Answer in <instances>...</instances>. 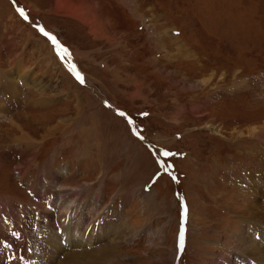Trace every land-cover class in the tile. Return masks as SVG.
<instances>
[{
    "label": "rangeland",
    "instance_id": "obj_1",
    "mask_svg": "<svg viewBox=\"0 0 264 264\" xmlns=\"http://www.w3.org/2000/svg\"><path fill=\"white\" fill-rule=\"evenodd\" d=\"M150 146L181 182L146 191ZM263 185L264 0H0V216L18 231L0 227L4 244L31 252L17 245L47 229L46 194L89 189L120 233L79 249L65 221L61 257L112 242L96 264H258Z\"/></svg>",
    "mask_w": 264,
    "mask_h": 264
},
{
    "label": "bare ground",
    "instance_id": "obj_2",
    "mask_svg": "<svg viewBox=\"0 0 264 264\" xmlns=\"http://www.w3.org/2000/svg\"><path fill=\"white\" fill-rule=\"evenodd\" d=\"M82 21L86 24H89L86 20H82ZM93 27L96 28L97 25L94 26L93 24L92 28ZM99 27H101V25ZM20 79L23 82H26L25 81L26 77H24L23 75L20 77ZM50 131L51 130L49 129L47 133H51ZM21 166L25 170L24 165H21ZM57 177L61 178V176L59 175H57ZM56 181H59V179H56L55 182L53 183H58ZM52 186H53L52 188L55 187L53 184ZM88 191L90 190L89 189L86 191H82L80 189L75 190V191L64 190L62 195H60L59 197L60 202L56 201L55 199H52L51 196L54 195V193L49 192L48 195H46V197L43 198L44 202H47V204H50L51 206L50 210H51L52 220L48 223L47 229L44 232H42L36 239H34V241L30 242L28 241V239L23 238L24 241L23 240L20 241L17 245V247L21 248V250H23L25 246H26L25 248H27V246H32L34 250H31V252H29V250L28 251L23 250L20 253L18 249H14L13 246H7L8 243L4 244L3 243L4 240L2 241L0 239V264H25L28 262L30 264H48V263L49 264H96V263L108 260L112 256V251H113L112 242H110L111 244L109 243L108 245L102 246V249L99 250L96 256L93 255L94 252L92 251L94 247L89 248L91 247L90 246L91 244L89 245V247H87V250L82 251V252H79L81 250H78L75 253L67 252V254L69 253V255H64V257L63 256L61 257L58 254L61 251V249H66L63 246L62 241L65 239H69L71 235L70 230H66L65 228L67 225L64 227L63 230H61L59 235H55V230L58 228L57 225L60 226L65 221L69 220L71 227L74 228L76 226L78 230L80 229L82 230L81 237L78 236L80 237L79 240L82 241V242L79 241L77 243V247L80 246L79 249H81V244H83L84 239H86V236H91L90 238L93 241H98L103 236V234H101L100 236H98V234L103 231H104V237L107 236L109 233H115V235L120 233V226L118 228L110 227L111 221H108L107 223H105L102 218L100 220L101 222H97L98 220L97 218L100 215L97 213L98 211L97 208L100 203V201L98 200L99 196L97 195L96 197H94L95 199H93L92 196L90 197V195L85 193ZM258 194H261V193L259 192ZM258 199H260V201L257 203L256 201ZM253 200H254V203H251V205L252 206L253 204L256 205L255 210L258 211V214L255 217L254 215H252V217H254L253 219L254 222L256 220L255 229H258V230H254L253 228L251 229V232L257 234V239H255L253 243L248 240L247 243L249 247L247 246L248 249L246 250L248 251L247 254L250 257L259 256L258 259L256 258V260L258 261V264L259 263L261 264V262L264 261V201H263L264 195H263V198L254 196ZM2 203L0 204L3 205ZM252 206H250L249 208L253 209ZM2 210H3L2 212L4 211L6 212H5V215L3 214L4 215L3 218L0 216V223H2L0 227L3 229V230L1 229V231H3V233L1 234L6 233L4 229L5 227H7L6 224L8 225V227H10V229H14L16 231L15 219L11 217L13 213L6 206H3ZM70 225L68 226L70 227ZM260 232L262 233L261 235H260ZM16 233H18V231H16ZM61 235L63 236V238L61 237ZM115 241L118 242L116 238H115ZM28 254L30 256L32 254V256L27 257ZM242 255L245 256L246 253L243 252ZM248 261L244 264H254V262L251 261V259L249 262Z\"/></svg>",
    "mask_w": 264,
    "mask_h": 264
},
{
    "label": "snow or ice",
    "instance_id": "obj_3",
    "mask_svg": "<svg viewBox=\"0 0 264 264\" xmlns=\"http://www.w3.org/2000/svg\"><path fill=\"white\" fill-rule=\"evenodd\" d=\"M19 11H20V14H21L25 19L28 18V17L24 14V12H23L22 9H20ZM41 31H43V30H41ZM45 34L47 35V33H45ZM53 42L55 43L54 38H53ZM64 51H66V50H64ZM81 82H83L82 78H81ZM185 212H186V209H185ZM180 244H181V246L183 245V233H182V232H181V236H180Z\"/></svg>",
    "mask_w": 264,
    "mask_h": 264
}]
</instances>
